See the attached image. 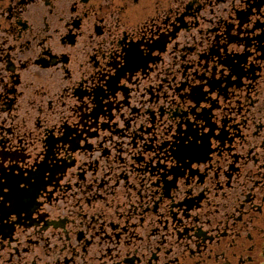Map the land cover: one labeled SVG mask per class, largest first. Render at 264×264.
I'll use <instances>...</instances> for the list:
<instances>
[{"label":"flooded vegetation","instance_id":"obj_1","mask_svg":"<svg viewBox=\"0 0 264 264\" xmlns=\"http://www.w3.org/2000/svg\"><path fill=\"white\" fill-rule=\"evenodd\" d=\"M50 3L52 7L49 0H0V149L5 163L17 164L10 165L12 171L3 173L0 195L6 200L14 199L18 181L32 182L34 193L51 179L57 181L47 184L53 191L44 197L40 209L44 218L39 224L33 221L39 219L37 213L29 216L25 212L19 217L13 213L15 220L0 226V264H241V260L243 264H262L264 0H139L142 7L126 18L106 0ZM69 17L71 31L66 30ZM45 20L52 33L46 43L56 56L48 50L42 56L33 55L26 69L22 61L29 53L40 50L37 41L43 34L40 29ZM57 25L60 32L55 31ZM126 26L131 32L125 33L120 43L129 44L127 35L134 41L136 30L142 26L156 45L151 48L155 57L147 59L145 69L137 70L145 88L142 95L148 98V107L135 114L137 124H151L155 129L161 120L171 121L187 114L179 107L172 112L158 107L163 87L169 83L168 76L174 75L176 80L207 76L215 81L211 65L222 60L236 77H221L215 89L218 99L231 111L228 107H214L209 117L223 124V155L212 152L208 154L210 159L192 161L198 165L192 170L195 184L191 191H181L174 197L164 195L165 188L169 193L175 190L165 181L159 185L155 180L149 181V177H159L155 166L146 163L155 142H142L152 129L141 125L138 132L122 131L113 105L116 98L111 96V78L103 82L94 78V55L104 59L97 52L102 47L98 42L104 38L106 45L110 29L116 36ZM225 40L233 51L217 55ZM61 49L71 50L68 59L59 58ZM55 60L56 64H52ZM205 64L209 65L207 69L200 67ZM64 66L71 69V80L64 77ZM26 79L31 86L21 95ZM66 84L71 85L67 92ZM186 84L187 80L182 81L177 91ZM37 85L42 91L34 90ZM116 87L118 98L123 101V85ZM134 97L139 104L136 86L128 94L130 103ZM164 106L170 108L167 100ZM133 111L138 109L133 107ZM91 130L97 134L89 135ZM106 134L112 139L105 138L101 144L99 139ZM85 136L88 143H77L84 141ZM114 140L122 141L119 149ZM60 146L68 150L58 152ZM34 154L42 158L35 159ZM218 158L219 165L213 164ZM188 159L185 156L184 163ZM21 163L31 164L32 169H20L16 174ZM176 163L178 171L188 173L184 163ZM205 165L210 168L200 182L198 176ZM25 171L27 177L23 175ZM168 175L176 179L172 172ZM105 183L112 187L111 192L102 187ZM8 186L12 189L3 193L2 188ZM101 206L102 215L96 211ZM33 238L38 242H33ZM253 243L255 248L250 249L248 246Z\"/></svg>","mask_w":264,"mask_h":264},{"label":"snow or ice","instance_id":"obj_2","mask_svg":"<svg viewBox=\"0 0 264 264\" xmlns=\"http://www.w3.org/2000/svg\"><path fill=\"white\" fill-rule=\"evenodd\" d=\"M106 3L108 5L115 4L116 7L114 10L117 13H123L125 18L137 12L139 7H142V5L139 4V0H106ZM49 5L50 7H52L50 0ZM130 5H132V7H130ZM72 7L75 8L74 3L72 4ZM60 19H64V17L61 16ZM70 20L71 17H69L68 20L65 21L67 25V31L72 30V26L69 23ZM116 22L117 24L121 22L119 16L116 18ZM48 28V22L45 20L44 26L40 29L43 34L37 41V43L40 45V50L34 54L29 53V55L24 57L22 61V66L26 69L28 67V63L33 58V55L42 56L43 52L45 50H48V53L56 56V53L51 50L50 45L46 43V41H50L52 38V33L48 30ZM55 31H61L59 25H57ZM136 31L138 35H136V33H132V35H136V39L134 41L131 40V37L127 35V39L130 40L128 45H125V43H120V41L124 37V34H128L129 32H131V29L127 26L124 29H121V32L116 36L112 35V30L110 29L108 33L109 42L106 45L104 38H102L98 42L100 45H102V47H98L97 52L100 54V56L104 57V59H100L98 56L94 55L95 59L93 61L96 65L94 78H96L99 82L108 81L109 78H111V86L109 85L111 89V96L113 98H116L113 102V105L116 109V118L117 120L121 121L119 127L122 131L128 130L138 132L141 125H143L145 128L152 129V131H150L151 135L149 137L143 138L142 142L144 143V145L146 143L153 144V142H155L156 146L153 147V150L149 153L146 163L148 166H155V170L159 173V177H149V181L155 180L156 184L158 185L162 180L165 181L169 187H174L175 190L169 193L168 188H165L164 195L174 197L181 191H191L192 187L194 186L195 181L192 180V176L195 175V173H193L192 170L197 169L198 165L192 163V161H202L204 159H210L208 154L212 152H220L221 155H223V137H221L220 135V131L223 130V124H221L219 119L209 120V117L211 116L214 107H228V110L231 111L230 106L224 105L223 101L218 99V94L216 93L215 89L219 84L221 77L226 80H235L236 77L232 76L231 73L224 67L226 61L222 60H216L211 65L212 75L215 76V81L208 78L207 76H203V78H200V80H196L195 76L191 78L185 77L183 80L173 79L174 75L168 76L166 77V79L169 81V83L163 87V91L161 92V96L163 97V99L160 100V104L158 105V107L161 108V106H163L165 111L167 110L169 112H172V110L179 107V109H181L183 112H186L187 114L184 116H178L179 119H177V116H175L171 121H168L166 119L161 120L159 125L155 129H153V126L151 124H137L134 122L135 114L138 112H142L145 107H148V98L142 95L145 91V88L140 84L142 77L137 70L145 69L147 67V59L150 57H155V53L151 51V48L155 47L156 45L152 43L153 37L151 33L145 35L147 29L141 26V28L137 29ZM158 31H163V29L158 28ZM73 42H75V40ZM117 45H120L121 47L118 48ZM145 45H148V47L146 48ZM28 46L29 45H25V47ZM69 51L71 50H59V58L61 60H64L62 57L66 56L68 59ZM232 51L233 49L228 47V42L226 40L221 41V46L219 47L217 55L225 52L231 53ZM237 51H240V49H237ZM97 61L98 64L96 63ZM51 63L56 64V60L55 62ZM2 67L3 66L0 65V68ZM200 67L203 69H207L209 65L205 64L201 65ZM194 71L196 72L197 70L193 69V72ZM63 74L66 79H72V71L67 66H64ZM144 75H147V71L144 72ZM121 77H126V79L121 80ZM185 80H187V87H180L179 91H177V87L181 84L182 81ZM128 81H130L131 84H129ZM2 82L3 75L0 74V83ZM118 84L123 85L121 89L124 93L123 101L118 98V91L116 87V85ZM30 86V80L26 79L25 83L21 85L20 94L24 95V89ZM70 86L71 85L67 84L64 85V91L67 92ZM133 86H136L137 96L140 100L139 104L135 103V97L133 98L132 103L129 102L128 94L130 91H132ZM148 89L149 88H147V91ZM34 90L42 91V88L41 86L37 85L35 86ZM0 91H3V88H0ZM152 91L153 89L151 88V92ZM170 92H176L177 95H171ZM108 94V89H105V95ZM225 94L227 95L226 90ZM126 96L127 102L125 103ZM153 99H156V97H153ZM164 100L168 101L170 108H165ZM202 101H211V103H202ZM29 102L31 103L33 101L29 99ZM214 103L216 106H213ZM49 104L51 105V102H49ZM124 105H128V107L125 108ZM133 107L137 108L138 111L134 112ZM205 109H208L209 112L205 113L203 111ZM111 111L112 109L109 108L110 113ZM93 115H96V113L94 112ZM202 117L205 121H208V123L202 122ZM39 119L40 118L38 117V122ZM173 122L175 123V126H173ZM223 123H228V120L226 122L223 121ZM130 125L131 127H129ZM169 125H171V128H169ZM177 125H179V127H177ZM90 133H94V135L97 134L95 130H91L88 134L90 135ZM151 137H155V139L150 140ZM105 138L110 140L112 139L110 134H106L105 136L100 137L99 142L102 144ZM165 141L167 142V144L164 143ZM77 143H88L87 136H85L84 141H77ZM113 143H115L116 147L119 149L122 141L114 140ZM173 146L175 147L173 148ZM67 150L68 149L66 146H60L57 149V151L61 153L66 152ZM37 153H39V149H37ZM69 155H71V153H69ZM2 156L3 149H0V183H3L5 180V176L3 175V173L12 171L10 169V165L16 164L15 161H12L11 164L5 163ZM185 156L189 158L187 163H184ZM34 158L40 159L42 157L34 154ZM117 158H120L119 152L117 153ZM177 160H179L181 163H184V167L188 169V173H185L182 169L178 171L179 166L176 163ZM165 161H168V163H165ZM225 162L227 161L225 160ZM73 163H75L74 160ZM212 163L219 165V158L215 161H212ZM135 166L136 165L133 162V167ZM209 168L210 165L204 166L202 174L198 176L200 182H203L204 175L207 174ZM16 169H18L16 171V174H19L20 169H32V165L21 163ZM219 171L220 168L217 167L215 169V172L218 174ZM262 171H264V169H262ZM169 172H172L174 175H176V179H174L173 176H169ZM23 175L27 177L28 172L25 171ZM201 175H203L202 180ZM180 176H183L184 179L179 180ZM45 179L48 180L49 178ZM178 180L179 183H177ZM116 182L118 183L119 181L117 180ZM49 183H57V181H53L51 179L48 183L44 184L38 191L34 193L31 190L32 182L27 180L18 181L15 184L14 199L6 200L4 195H0V226L5 223L14 221L15 217H19L22 215V213L25 212H27L29 216H31L34 212L37 213L39 219H35L33 221H36L35 223L39 224L40 220L44 218V216L40 214V209L42 207L44 197L49 196V194H51V192L53 191V189H49L47 187V184ZM88 186L91 187V183H89ZM102 187L105 189V191L111 192L113 190L112 187L107 183L102 185ZM11 189L12 186L3 187L2 191L3 193L7 194ZM201 191L204 190L202 189ZM73 195H75V193H73ZM153 195H156V192L154 190ZM162 198L163 196L159 197V199ZM104 199L105 202L108 203L109 206H111L110 201H108L106 197H104ZM89 202H91V198H89ZM76 203L79 204L80 200L77 199ZM96 211L102 215V206ZM13 213H15V217L12 216ZM93 218H97L95 212L93 214ZM101 227H103V225H101ZM37 236H39V231L37 232ZM249 238L251 239L250 233ZM33 242L38 241L33 238ZM45 244H47L46 240ZM248 247L250 249L255 248V244L253 243ZM262 250H264V245H262ZM247 259H251V256H248ZM241 264H243V260H241ZM262 264H264V261H262Z\"/></svg>","mask_w":264,"mask_h":264}]
</instances>
